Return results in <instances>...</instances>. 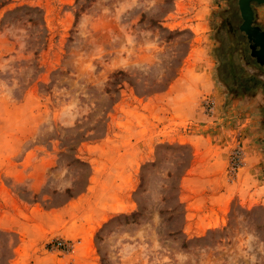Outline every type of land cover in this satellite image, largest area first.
Returning <instances> with one entry per match:
<instances>
[{
    "label": "rangeland",
    "instance_id": "rangeland-1",
    "mask_svg": "<svg viewBox=\"0 0 264 264\" xmlns=\"http://www.w3.org/2000/svg\"><path fill=\"white\" fill-rule=\"evenodd\" d=\"M226 4L0 8V264H264V90L242 96L223 81ZM258 23L264 30V4ZM118 70L133 84L107 91ZM215 144L227 147L211 182L193 166L213 161ZM154 161L140 205L141 173ZM192 196L228 199L225 218L196 220ZM177 197L173 217L161 212ZM138 209L136 220L117 218Z\"/></svg>",
    "mask_w": 264,
    "mask_h": 264
},
{
    "label": "flooded vegetation",
    "instance_id": "flooded-vegetation-1",
    "mask_svg": "<svg viewBox=\"0 0 264 264\" xmlns=\"http://www.w3.org/2000/svg\"><path fill=\"white\" fill-rule=\"evenodd\" d=\"M241 2L242 0H227L223 9L226 17L218 31L219 50L223 55L220 71L224 83L233 93L250 96L256 94L258 89L264 90V68L251 55L248 37H245L241 30L244 22ZM250 4L254 12L255 25L261 26L258 23V9L264 3L251 0ZM257 71L262 76H259ZM262 107L264 121V102Z\"/></svg>",
    "mask_w": 264,
    "mask_h": 264
},
{
    "label": "crops",
    "instance_id": "crops-1",
    "mask_svg": "<svg viewBox=\"0 0 264 264\" xmlns=\"http://www.w3.org/2000/svg\"><path fill=\"white\" fill-rule=\"evenodd\" d=\"M209 138L206 139L208 141H211L212 137L208 136ZM193 146L197 148V151H199L201 154H203L205 150H202V148L199 145V142L197 143V141H193ZM227 147V146H226ZM220 148L217 144L211 146V155L212 158H214V160H208V158L205 159H201V161H206V164H200L199 162H197L196 166H193V168H195V174H205L207 173L209 175V177H212L210 179L211 182L217 178V177H221V173L222 171L217 170L218 169V165L219 164L218 160L220 157H224V155H222V153L224 152V149L226 148ZM211 158V157H210ZM205 168V170H203L202 168ZM208 167V169H207ZM209 170V171H207ZM219 174V175H218ZM193 179H195V176L193 177ZM209 179V181H210ZM192 183V181H191ZM216 183V182H215ZM210 184V183H209ZM212 184V183H211ZM189 189L192 191H196L195 186H189ZM204 192V191H203ZM202 194V193H201ZM200 194V195H201ZM195 196V195H193ZM192 196V198H190V202L189 205H187L188 208L192 209V211L195 212V214L197 216H199L196 220H200V219H205L207 221H216L217 218L224 219L225 218V212L228 206V199H215V200H210L211 204H208V198L205 199L204 197V201H202V197H199V199H194V197ZM206 200V201H205ZM202 217V218H201Z\"/></svg>",
    "mask_w": 264,
    "mask_h": 264
},
{
    "label": "trees",
    "instance_id": "trees-1",
    "mask_svg": "<svg viewBox=\"0 0 264 264\" xmlns=\"http://www.w3.org/2000/svg\"><path fill=\"white\" fill-rule=\"evenodd\" d=\"M7 3H8V0L1 1L0 2V8L2 6H4L5 4H7ZM123 81H127V82L133 84L131 74L128 73L127 71H124V70H118V71L114 72L113 75H112L111 81H109V85H111V87H108L107 91H111L114 85L116 86L117 84H121V82H123ZM180 147H183V145H180ZM192 159H193V152L191 151L188 163L184 165L183 170L177 172V174H176L177 178L181 179L183 177L184 173L188 170L189 164L192 161ZM180 163H179V160L175 162V164H177V165L180 164ZM156 165H157V161L151 162L150 164L145 165L144 169L142 170V173H141V184L139 186L140 195L138 197V202H139L140 205H141L142 192L146 191V185H145L146 184V173H147L148 169L150 168V166L154 167ZM179 189H180V183H179V181H177L176 183H174L171 186L170 194L167 197V199L169 197H172V193H173L174 190H179ZM174 199H175V195H174ZM182 205H183V203L180 201L179 197H177L176 198V204L171 208V210H169V209H165L164 210L163 209V210H161V212L165 213L167 211H169V212L171 211L170 212V217H173L174 216V210H176L177 207L182 206ZM141 209H142V206H141ZM141 209H138V210L134 211L130 215H127V214L119 215L117 218H120V216H124L126 218L130 217L133 220H136V219H138V217H140L143 214V211Z\"/></svg>",
    "mask_w": 264,
    "mask_h": 264
},
{
    "label": "water",
    "instance_id": "water-1",
    "mask_svg": "<svg viewBox=\"0 0 264 264\" xmlns=\"http://www.w3.org/2000/svg\"><path fill=\"white\" fill-rule=\"evenodd\" d=\"M258 1L260 3L264 2V0ZM250 3L251 0H242L241 2L244 19L241 30L248 37L252 55L264 66V30L260 26L255 25L253 21L254 12Z\"/></svg>",
    "mask_w": 264,
    "mask_h": 264
},
{
    "label": "built area",
    "instance_id": "built-area-1",
    "mask_svg": "<svg viewBox=\"0 0 264 264\" xmlns=\"http://www.w3.org/2000/svg\"><path fill=\"white\" fill-rule=\"evenodd\" d=\"M239 163H240V155L239 154H236L235 157H234V160L232 161V166L231 168L236 172L238 167H239ZM62 242L59 241L57 243V247H61L62 246Z\"/></svg>",
    "mask_w": 264,
    "mask_h": 264
}]
</instances>
